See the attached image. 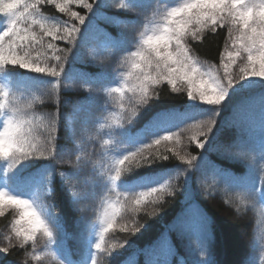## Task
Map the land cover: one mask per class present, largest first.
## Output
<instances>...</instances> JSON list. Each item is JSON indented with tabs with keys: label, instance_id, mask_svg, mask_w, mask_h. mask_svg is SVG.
<instances>
[{
	"label": "trees",
	"instance_id": "trees-1",
	"mask_svg": "<svg viewBox=\"0 0 264 264\" xmlns=\"http://www.w3.org/2000/svg\"><path fill=\"white\" fill-rule=\"evenodd\" d=\"M175 1L88 0L93 6L85 8L74 0H57L68 2L70 11L84 16L83 23L69 11L60 12L55 4L41 3L37 18H43L51 28L75 25V38L67 41L45 36L42 43L26 46L18 54L38 60L40 67L55 68L59 75L8 62L0 65L5 103L9 98H36L28 116L33 142L43 143L51 124L55 128L51 131V155H31L16 164L0 158V179L6 176L5 183L10 186L13 182L12 189L37 183L46 196L45 220L56 248L63 249L70 264H78L72 256L73 244L88 231L95 213L109 202L110 186L122 199L117 201V214L104 236L108 251L101 254L100 264H146L165 257L171 262L186 251V240H195L196 245L191 243L189 248L199 264H260L264 158L258 157V150L264 144V126H260L264 124V77H249L242 88L229 89L225 98L233 94L235 106L231 115L220 119L215 107L192 104L183 88L174 91L166 80L153 85L151 96L140 105L128 91L139 83L136 77L140 70L132 67L139 57H133L135 51L131 50L137 48L133 41L136 33L141 36L136 25L150 24L151 15L160 17ZM10 2L18 7L23 0ZM9 19L8 14L0 13V32ZM32 30L37 34L41 31L37 25ZM228 34L226 26L217 25L206 28L199 41L190 37L186 43L194 58L212 67L220 63ZM49 43L61 60L54 58ZM215 73L221 77L223 70ZM116 88L123 91L116 92ZM242 90L248 95H242ZM8 114L7 107L0 109V130ZM209 120L210 131L203 127ZM205 131L207 137L200 135ZM164 135L171 139L153 144ZM244 140L248 142L242 143ZM180 141L184 146L173 147L172 143ZM145 145L151 148L144 149ZM138 149H144L145 155L150 153L152 162L140 167L132 164L129 171L113 180L118 165L111 168L110 152L125 156ZM191 157L196 159L189 164L186 161ZM70 180L82 186L79 195L69 190ZM161 184L167 186L162 199L135 204L140 192ZM241 187L248 188L241 191ZM241 209L246 212L243 218L237 216ZM15 215L9 205L4 207L0 235ZM243 226L245 235L241 238L237 231ZM38 239L42 242V236ZM33 243L30 239L3 246L8 250L2 251L0 264L20 260L21 264H43L32 259Z\"/></svg>",
	"mask_w": 264,
	"mask_h": 264
},
{
	"label": "snow or ice",
	"instance_id": "snow-or-ice-1",
	"mask_svg": "<svg viewBox=\"0 0 264 264\" xmlns=\"http://www.w3.org/2000/svg\"><path fill=\"white\" fill-rule=\"evenodd\" d=\"M69 2H72V0H69ZM74 2L83 5L85 8H92L93 6L88 0H74ZM41 3L55 4V7L60 12L69 11L70 15L81 23L85 19L79 13L70 11L68 2L33 0V2L28 3L23 0V3L18 6L19 13L22 14L17 16L13 13H8L10 17L8 25L4 31L0 32V65L8 62L37 72H49L51 75L57 76L59 73L56 72L55 68L40 67L38 60H30L27 55L20 56L18 54L19 50H23L26 46L42 43L45 36L52 37L53 40L67 41H72L75 38V33L78 31L75 25L51 28L46 26V21L43 18H37L40 16L39 5ZM249 7L245 0H190L189 3L181 7L171 8L167 12L166 19L168 23L163 30L159 33L148 35L142 41L143 45L147 47L132 53L133 57H139V60L132 64L134 69L140 70L136 77L139 83L128 88V91H131L133 96L137 97V104L145 103L147 98L151 96L150 89L152 86L159 84L161 80H166L169 85H172L174 91L178 85L186 82L188 85L187 96L189 98L198 99L200 102L209 105H219L225 99L228 90L239 81L249 77H264V19L258 15L264 11V3L252 6L251 19L247 17L241 19V13H246ZM257 7L259 10L255 11L254 9ZM25 8L27 11H24ZM229 17L232 24L239 25L240 36L230 37L233 40L232 50L226 48V57L221 56L220 67L223 69V77L221 78L215 74L211 66H209L207 71H199L194 67L197 60L191 55V48L186 43V37L191 36L192 40L199 41L203 28L211 25L215 29L216 24L225 21ZM22 24L25 26L21 27ZM33 25L39 26L41 30L39 34L32 30ZM190 25L193 26L190 27ZM5 41H7V45H5ZM236 41H239V44ZM47 47L53 49L56 60L62 59L61 56L55 55L56 49L52 43H49ZM242 52L247 54V62L239 66L237 79L233 75L232 69L237 64L238 58H241ZM255 52H259V55H255ZM114 91L121 92L123 89L116 88ZM0 99H3V97H0ZM31 124L32 121L25 123L13 120L8 121V127L2 131L7 135L10 130H13L14 125L20 129L10 136L12 143L19 150L8 151L0 158L11 159L13 164H16L31 155H51L53 138L51 131L55 130L54 123L51 124L49 136L43 143L33 142L30 137ZM211 126V120L203 125L209 131ZM200 135L207 137L208 132H201ZM170 139V135H164L154 140L153 144L158 146L161 141H169ZM203 145L204 142L201 141L200 147H203ZM149 148H151V145L144 146V149ZM144 149H138L135 153L129 152L116 161L118 166L115 170L116 174L113 176L114 180H117L122 173L129 171L132 164L140 167L143 164L152 162L151 154L145 155ZM180 159L183 160L184 157H180ZM195 159L196 157H191L186 162L191 164L192 160ZM166 187L165 185L163 190L150 191V189L154 188L160 189V185L159 187L149 188L147 192H140L135 199V204L140 205L146 199H162ZM22 200L24 199L0 190V214L3 213L5 205L19 208L20 219L16 223L21 225V227L16 230V236L20 237L23 235L24 240L27 241L33 238L39 228L34 226L29 220L28 212L20 207ZM32 207L36 208L35 203H33ZM37 211L40 212V209L37 208ZM115 214L114 211L112 217L107 221L108 227H111L112 218L115 217ZM41 218L50 231L42 212ZM24 225H27V227H24ZM129 230L134 231L135 229ZM103 231H107V228ZM95 247L100 249L101 245L97 243ZM7 250L3 249L2 251ZM105 250L107 251L108 249Z\"/></svg>",
	"mask_w": 264,
	"mask_h": 264
},
{
	"label": "rangeland",
	"instance_id": "rangeland-1",
	"mask_svg": "<svg viewBox=\"0 0 264 264\" xmlns=\"http://www.w3.org/2000/svg\"><path fill=\"white\" fill-rule=\"evenodd\" d=\"M189 2H190V0H178V1L176 0L171 6H169L167 9H165L164 12L161 11L160 17H158L157 13L151 15L150 16L151 20H149V21H151L150 24H149L148 21L144 22L143 25L137 24L136 28H137L138 32L141 33V36L139 37V35L137 33H136V35H135V33H133V34L130 33V35H135L133 41H135V44L137 45V48H133L132 47L131 50H134L136 52V51H140L143 48H146L147 46L143 45V43H142L143 39H145L150 34L159 33L160 31L163 30V28L168 23V21L166 19L167 12L173 7H181L184 4L189 3ZM245 2L248 3L249 6H253V5H257L258 6L259 4L264 3V0H245ZM254 10L258 11L259 9L257 7ZM217 25H224L229 30L228 40H227V43H226V45L224 47V50H223V53H222V55L226 57L227 53L225 52V49L227 48L229 50H232L231 49V45L233 43V40L230 39V37L235 38V37H239L240 36L239 25L232 24L230 22V17L228 19H226L225 21H221L220 23L216 24V26ZM192 26L193 25H190V27H192ZM206 28L211 29L212 27H211V25H209L208 27L203 28V31ZM190 37L191 36H187L186 37V41ZM236 43L239 44V41H236ZM254 54L255 55H259V52H255ZM246 62H247V54L242 52L241 58H238V62H237V63H240V64L234 65L233 69H232L233 75L236 76L237 79H238V73H239V66L242 63H246ZM220 65H221V60H220V63H218L215 66H212V69L214 70V72L216 70L220 71V69L223 70L220 67ZM194 67H196L199 71H207L208 70V68H206V67L201 65V61H199V60H197V63L194 64ZM257 67H258V65H257ZM222 77H223V73H222L221 78ZM243 82H248V78H246L244 80H241L238 83H236L234 88H236V87L242 88V86H240V85ZM177 88H183V90H185L187 92L188 85L185 82L183 84L178 85ZM231 90H233V88H230V91ZM241 94L242 95H245V94L248 95V92H245V91L242 90ZM191 99L196 104H199V103L206 104V103L200 102L198 99H195V98H191ZM233 100H234L233 97L232 98H225L219 105H212V107H215V109L217 110L216 112L220 113V115L218 116L219 119L222 118L223 116L231 115V113L233 112V109H234V104H233L234 101ZM224 126H229V125H225L224 124ZM260 126H264V124H262ZM225 130L227 132H230L231 128L230 127H226ZM257 138H259V136H257L256 139ZM246 142H248V140H244L242 143H246ZM183 143H184V141L183 142L180 141L177 144L176 143H172V144L175 145L173 147L178 149ZM182 146H184V145H182ZM260 148L258 150V157L264 158V144ZM247 153H248V151H247ZM239 155H242V154L239 153ZM120 158H118V159H120ZM113 166H115V163H113ZM246 170H248V169H246ZM0 190L6 191L2 187H0ZM7 193H9V192H7ZM10 195H12V194H10ZM17 197H20V198H23V199H28L30 201H35L36 202L35 203L36 207L42 211L43 215L45 214V212H46V204H45V200L44 199H42V200L36 199V196L30 191H27L23 195H20V196H17ZM115 197H116V194L112 192V198L109 201V203L107 204L109 207L108 208H105V207L104 208H100L98 213L95 215V220L89 224V232L84 237V242H83V246L86 248L87 254H88L87 261L85 262V264H91V256L96 251H100L103 248L104 241L101 243V238H102V234L104 233L103 230L105 228H108L107 221L109 220L110 217H112V213H113L112 203L116 202ZM5 206L7 207L8 205H5ZM10 207L13 210H15V213L18 212V216L11 222V224L6 229H4V231L2 233V234H4V237H0V239H1L0 240V255H1L2 250H3V246L6 247L7 245H9V243H18V241H22L24 239L23 235H21L20 237L16 236V230L21 227V225L16 223V221H18L20 219V209L15 207V206H10ZM112 221H113V218H112ZM24 227H27V225H24ZM37 231H40L41 233H40L39 236L43 237L42 231L41 230H37ZM237 234H238V237L242 238L245 235V227L243 226V227L239 228L238 231H237ZM33 241H34L33 246L38 249L37 251L34 250V253L42 252V253H45V255H48L47 252H51L53 250V240H52L51 237H43L42 238V242L38 238L33 239ZM43 242H44L45 246H44ZM97 243H99V244L101 243L100 249H96L95 245ZM260 247H264V238H263V240H262V242L260 244ZM34 253H31V254H34ZM249 256H250V250H249ZM47 257H48L47 260H43L42 259L40 262L43 263V264H53L52 261H51V258L49 256H47ZM246 257H248V253L246 254ZM21 263H23L22 260H20L19 262L15 263V264H21Z\"/></svg>",
	"mask_w": 264,
	"mask_h": 264
},
{
	"label": "clouds",
	"instance_id": "clouds-1",
	"mask_svg": "<svg viewBox=\"0 0 264 264\" xmlns=\"http://www.w3.org/2000/svg\"><path fill=\"white\" fill-rule=\"evenodd\" d=\"M254 6V5H253ZM24 11H27L25 8ZM0 12H3L5 14L19 12L18 7L14 6L10 0H0ZM22 14V13H21ZM258 15L262 19H264V11L260 12ZM252 16V6L249 7L248 11L246 13H241V19H244V17H247L248 19H251ZM7 93H4L3 91H0V97L6 96ZM36 103V98L32 97L31 99H20V98H9L8 102L5 103L3 99H0V109H3L5 107L8 108L9 114L6 117V119L3 122V129L8 127V121H18L20 123H25L28 121H31L28 116L29 112L32 109V105ZM20 129L14 125L13 130H10L9 133L6 135L4 131L0 130V156L4 155L8 151H14L19 150L16 148V146L12 143L10 136L14 134L15 131H19ZM114 180V177H112ZM69 190L72 192L73 195H79L83 188L82 186L77 185L74 181L70 180V183L68 184ZM163 186L165 184H161L160 189H150V191L155 192L159 190H163ZM131 196H126V199L131 200ZM33 203H36L35 201H30L28 199H24L20 203V207H22L25 211L28 212V218L33 223L34 226L38 227L39 230L42 231L43 237H51V232L49 231L48 227L45 225L44 220L41 218V210L40 212L37 211V207H32ZM241 203H243L241 201ZM246 212L241 209L237 212V216L239 218H243L245 216ZM255 226V225H254ZM42 237V238H43ZM32 259L41 261L47 260L48 257L45 255V253L37 252L32 254ZM259 260L260 264H264V247L260 248L259 251ZM51 261L54 262V264H62L61 261H59L55 256L51 258Z\"/></svg>",
	"mask_w": 264,
	"mask_h": 264
}]
</instances>
